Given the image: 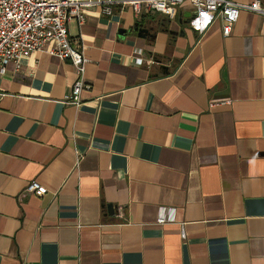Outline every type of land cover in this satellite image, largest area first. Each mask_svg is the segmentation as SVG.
Returning a JSON list of instances; mask_svg holds the SVG:
<instances>
[{"label":"crops","instance_id":"1","mask_svg":"<svg viewBox=\"0 0 264 264\" xmlns=\"http://www.w3.org/2000/svg\"><path fill=\"white\" fill-rule=\"evenodd\" d=\"M190 11L69 22L91 86L78 105L69 62L6 65L0 264H264V17L198 37Z\"/></svg>","mask_w":264,"mask_h":264},{"label":"built area","instance_id":"2","mask_svg":"<svg viewBox=\"0 0 264 264\" xmlns=\"http://www.w3.org/2000/svg\"><path fill=\"white\" fill-rule=\"evenodd\" d=\"M184 4H188L192 12L188 27L198 37L217 20L222 35L228 37L241 11L264 17L259 0L249 4L234 0H0V76L5 73L8 63L19 64L22 58L34 52H45L69 62L74 68L76 79L64 103L78 105L80 94L90 91L91 86L84 77L87 59L82 48L74 45L69 36V22L82 25L88 8H96L100 14L109 17L114 7L130 8L136 17L157 13L173 19ZM138 63L142 65L143 62ZM223 103H211L210 107ZM24 192L40 197L46 193V188L31 181ZM167 219L159 216L157 222L164 223ZM180 236L185 238L183 229Z\"/></svg>","mask_w":264,"mask_h":264},{"label":"water","instance_id":"3","mask_svg":"<svg viewBox=\"0 0 264 264\" xmlns=\"http://www.w3.org/2000/svg\"><path fill=\"white\" fill-rule=\"evenodd\" d=\"M191 15H192L191 11L187 13V18H188L187 23L189 22V19H190ZM137 31H138V34H139L140 37H143L142 34H147L148 33V30L143 29V28H138Z\"/></svg>","mask_w":264,"mask_h":264}]
</instances>
